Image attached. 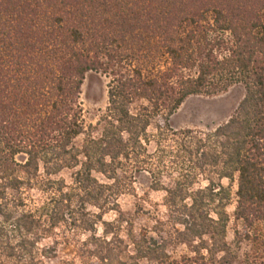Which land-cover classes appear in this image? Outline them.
I'll return each mask as SVG.
<instances>
[{"label": "trees", "instance_id": "trees-1", "mask_svg": "<svg viewBox=\"0 0 264 264\" xmlns=\"http://www.w3.org/2000/svg\"><path fill=\"white\" fill-rule=\"evenodd\" d=\"M90 72L108 79L96 126L82 102ZM238 84L246 94L226 123L171 126L188 98ZM66 168H80L70 191L52 178ZM144 171L166 193L167 220L140 237L129 223L132 255L123 221L104 218ZM234 186L235 218L264 251V0H0V264L53 258L41 242L63 223L84 226L88 205L101 210L104 235L88 226L84 264H216L222 253L224 263ZM33 190L47 201L22 210ZM173 244L196 257L175 258Z\"/></svg>", "mask_w": 264, "mask_h": 264}, {"label": "rangeland", "instance_id": "rangeland-1", "mask_svg": "<svg viewBox=\"0 0 264 264\" xmlns=\"http://www.w3.org/2000/svg\"><path fill=\"white\" fill-rule=\"evenodd\" d=\"M246 89L243 85L238 84L233 86L229 91L215 97L208 96H192L186 100L182 107L171 117L170 124L176 130L181 129H196L207 130L218 127L226 123L235 113L238 106L244 99ZM82 102L85 110V119L87 124L98 125L101 117L105 114L109 106L108 96V79L102 73L90 72L86 76L85 83L82 89ZM160 119L154 120L149 132L156 135L157 124ZM85 136L77 139L76 144L82 146ZM151 142L150 150H156V143ZM25 156H19L18 161L24 162ZM80 169L66 168L58 175L52 178L60 181L64 180L67 184L66 191H70L74 183V174ZM42 173H44L42 171ZM101 182L109 183L107 178L99 173L94 174ZM164 183L171 186L173 181L169 177H164ZM152 177L147 172H140L135 174V181L133 188L127 193L122 194L118 198L119 208L111 210L105 215L107 222L116 223L117 220L123 221V226L119 230L120 236L125 239L130 245V254H135L134 245L129 236V223H133V233L140 237L143 230L149 231L150 235H156V227H160L159 221L167 220V208L164 205L166 193L164 191H153L151 189ZM205 182L203 186H205ZM224 185H230L229 180L224 181ZM236 192L237 187H233V200L228 208L231 216V221L228 227L227 241L231 245V254L227 256L224 263H220L221 257L224 254H218L216 264H233L230 261L237 260L234 264H264V251L261 246V238L252 234L249 238L244 233L243 221H238L235 218L236 210ZM46 194L39 190L30 192V197L27 199V206L21 208L22 210H36L47 201ZM111 201H114L113 199ZM81 205L78 204L79 207ZM86 212L88 215L84 216V226H71L70 222L63 223L58 227L51 238L44 239L40 244V249L44 247L53 248L50 252V257L43 260V264H84L83 258L80 256L83 252V242L92 234L94 225L98 236L104 235L103 225L96 222V216L101 213V210L93 205H88ZM21 212H19L20 214ZM1 221V220H0ZM89 226V227H88ZM240 231L241 235L237 237L236 232ZM169 252L175 258L180 259L183 256L196 257L191 246L188 244H173L169 248ZM132 261L133 259H128ZM142 264H153L147 260H143Z\"/></svg>", "mask_w": 264, "mask_h": 264}]
</instances>
